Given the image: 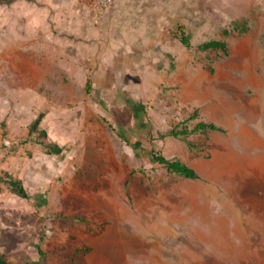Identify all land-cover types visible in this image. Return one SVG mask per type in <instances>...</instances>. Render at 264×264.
I'll use <instances>...</instances> for the list:
<instances>
[{
	"label": "rangeland",
	"instance_id": "374dc122",
	"mask_svg": "<svg viewBox=\"0 0 264 264\" xmlns=\"http://www.w3.org/2000/svg\"><path fill=\"white\" fill-rule=\"evenodd\" d=\"M15 1L0 0V172L20 180L27 198L0 181V254L7 263L159 264L163 257L264 264V242L250 254L242 248L239 261L221 259V244L191 250L189 234L180 231L177 239L170 227L220 225L221 211L209 215L221 202L263 212L264 149L245 154L228 144L223 170L206 176L207 134L184 138L192 149L167 136L180 123L191 129L222 120L243 127L252 144H264V0H119L122 19L114 1L97 19L78 0L91 13L81 50H67L68 31L60 40L32 35ZM210 41L224 42L226 53L201 49ZM40 114L45 138L28 134ZM152 145L195 166L197 178L151 164ZM236 161L247 162V172L232 167ZM159 245L164 250L155 252ZM84 246L88 252H76Z\"/></svg>",
	"mask_w": 264,
	"mask_h": 264
},
{
	"label": "crops",
	"instance_id": "0c3cea01",
	"mask_svg": "<svg viewBox=\"0 0 264 264\" xmlns=\"http://www.w3.org/2000/svg\"><path fill=\"white\" fill-rule=\"evenodd\" d=\"M113 1L115 3V8L116 6H118L117 14H119L120 17V15L123 14L124 9L121 10L119 0ZM15 2L18 14L17 18L20 21H23V18L26 19L27 28L33 30V32H31L32 35H41L48 37L51 34L53 36L59 37L58 40H60L62 37L67 36L65 33L66 31H68L69 37L73 38L72 42L69 41L70 43H66L70 44L66 45L67 50H75L77 48L81 50L82 45L87 46L82 42L81 39L85 33L87 34L88 24L91 21V13L87 9V6L85 5L86 3L84 1H82V3H79L78 0H20L19 2L16 0ZM23 2H25L26 5L24 9H22L21 6L23 5ZM129 4L136 9L139 7V2H130ZM120 18L122 19V17ZM120 26L121 28L126 27V25L123 23H121ZM120 43H122V41ZM93 44L94 42L92 43V41L90 40V50L92 49ZM61 46L63 45L61 44ZM33 48L39 50H50L49 45L40 43L34 44ZM102 66L103 68L106 67V62H103ZM87 81L89 80H86V77L84 75L83 78H81L80 82L84 86ZM239 121V119L235 120V122H237L238 124ZM216 126L219 127L221 131H214L207 134L206 147L208 149V155L206 156H208L209 158L207 157L206 159V157H203L205 165L204 167L206 168V176L214 172L215 170H223L224 165L226 164L224 159L228 154V144L234 149V151H236L235 148L240 145L243 148V152L245 154L253 148L257 149L258 146L264 149V144L256 145L258 141H256L257 143L252 144L251 140L247 138V133L243 131V127L236 126L234 124V121H231L230 127L224 124L222 120L221 124H217ZM237 152L238 154L242 155L241 150H238ZM236 165L239 166L243 173L247 172V170L249 169V165L244 161L233 162L232 167H235ZM189 167L192 168L198 176V171L195 166ZM254 167L252 168V170L253 172H256ZM219 211H221L220 225H217L216 223L206 224L203 221L196 226V231L189 229L183 230L182 223L173 224L171 222L170 227H172V229L174 230L173 232L176 233L177 239L178 237L180 238V236H178V232L180 231L185 233V235L187 236L189 234V248L191 250L193 248V245L201 244L207 241L221 244V252H224V254H226L225 257L221 256V259L224 258L239 261L242 259V252H240L242 248H245L248 253H251L253 250L258 249V244L264 242L258 241L259 236L264 237V211H252L243 206L221 202V210L211 209V212L217 213L211 214L209 216L216 218L219 216ZM187 226L188 223H186L185 229L188 228ZM257 227H259V230L257 229ZM179 228H182V230H178ZM195 232L202 237L201 241L194 238ZM210 238H212L213 240H210ZM180 243H178L177 240V245H179ZM181 245L182 243L179 246ZM186 245L188 246V244ZM153 249L155 250V252H158L159 250L162 252L164 250L160 245L158 247L154 246ZM156 260H158L159 264L165 263V261L167 260H170L169 264H179V260L177 258L166 259L161 257V260L159 258ZM215 264L219 263L217 262Z\"/></svg>",
	"mask_w": 264,
	"mask_h": 264
},
{
	"label": "trees",
	"instance_id": "16d2710c",
	"mask_svg": "<svg viewBox=\"0 0 264 264\" xmlns=\"http://www.w3.org/2000/svg\"><path fill=\"white\" fill-rule=\"evenodd\" d=\"M180 44L183 47H188L189 46V42H188V38L185 37L184 35L180 36L179 39ZM201 49L203 50H216V51H220L222 53H226V45L224 42H220V41H210L207 43H204L201 46ZM86 93H88L89 89H90V85L87 81L86 83ZM194 115V113H193ZM42 118V115H38L36 117V119L34 121H32L29 126H28V134H32L35 133L37 136L41 137V138H45V132L43 130H38V123L40 121V119ZM193 117H190L189 120H192ZM180 125H182L183 127L178 129L177 126H173L171 128V130L169 131V133L167 134L168 137L182 141L186 144V146L189 149L194 148V146L186 141L184 138L189 137L192 134H200V135H206L210 132H214V131H221V129L219 127H217L216 125L212 124V123H206V122H198L196 123L191 129H188L187 125H183V123H180ZM118 137L120 139H123L124 142L130 146V147H134V145L130 144L128 142V140L124 139L123 136L118 133ZM39 145H41L42 147L48 149V150H53L54 152H59L58 147H56L55 145L51 144V143H45L43 141L39 142ZM148 156V160L151 164H157L158 166H160L162 169H164L167 173L179 176L180 178L186 179V180H194L197 178V174L195 173V171L190 168L187 164H185L184 162H182L181 160L177 159V158H166L164 155H162L160 153V151H158L157 146L152 145L150 151L147 153ZM0 181L2 183H4L9 189L10 191L17 196L20 199H26L27 198V193L25 191V189L22 187V184L20 182V180L15 179L13 177H11L10 175H8L6 172H0ZM79 251H84V252H88L89 248L88 247H80L79 249L76 250V252ZM0 264H8L4 255L0 254ZM73 264V263H72Z\"/></svg>",
	"mask_w": 264,
	"mask_h": 264
},
{
	"label": "built area",
	"instance_id": "2783aa9c",
	"mask_svg": "<svg viewBox=\"0 0 264 264\" xmlns=\"http://www.w3.org/2000/svg\"><path fill=\"white\" fill-rule=\"evenodd\" d=\"M86 2L93 10L94 16L97 19H101L112 6L113 0H86Z\"/></svg>",
	"mask_w": 264,
	"mask_h": 264
}]
</instances>
